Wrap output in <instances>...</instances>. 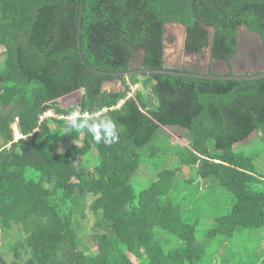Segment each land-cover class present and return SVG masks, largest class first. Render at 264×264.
I'll use <instances>...</instances> for the list:
<instances>
[{"label": "trees", "instance_id": "16d2710c", "mask_svg": "<svg viewBox=\"0 0 264 264\" xmlns=\"http://www.w3.org/2000/svg\"><path fill=\"white\" fill-rule=\"evenodd\" d=\"M166 23L184 26L186 53L210 45V60L225 61L227 75L240 27L258 33L264 48V0H0V239L8 236L0 264H135L131 255L141 258L136 264H264V174L256 156L234 149L252 133L251 142L264 141V77L117 75L139 50L141 67L164 68ZM115 79L123 89H102ZM130 84L142 89L128 96ZM78 89L76 105L57 103ZM47 110L57 117L41 118ZM74 110L101 111L119 140L66 133ZM14 123L24 138L14 140ZM163 127L178 128L186 144L171 142ZM140 164L152 176L137 190ZM192 168L205 194L233 196L230 208L211 214L205 236L218 239L214 252L172 199L196 183L183 179ZM188 191L183 201L199 213L201 198ZM156 231L173 240L163 246Z\"/></svg>", "mask_w": 264, "mask_h": 264}, {"label": "rangeland", "instance_id": "374dc122", "mask_svg": "<svg viewBox=\"0 0 264 264\" xmlns=\"http://www.w3.org/2000/svg\"><path fill=\"white\" fill-rule=\"evenodd\" d=\"M210 31H212L210 29ZM185 36V30L184 26L178 23H166L164 26V64L166 67H176V68H188L195 71H207L211 68L213 72L218 73H227L230 70V67L225 61L220 59H213L210 60L209 57V47L203 48L199 53L196 54H188L184 50L183 41ZM253 37V39H252ZM238 50L236 51V57L230 61L231 64V71L239 74H247V73H257L264 70V57L261 51L262 47V41L259 38V36L253 32H249L247 28L240 27L238 29ZM142 55L143 52L139 50L135 54H133L131 58V65L133 68L135 67H141V61H142ZM138 77H143L141 75H138ZM126 82L130 83L129 79L126 78ZM142 89L140 84H130L129 86V92L128 95L133 94L136 89ZM103 90H113L118 91L123 89L122 83L120 80H111L106 81L102 84ZM82 94V89L74 90L69 94H66L58 99H56L57 103L61 107H69L76 105L80 101V97ZM123 102L121 100L120 104ZM166 132H168L171 136V142L173 143H180V144H186V140L182 137L181 131L177 128L173 127H163ZM254 138V134L252 133L243 143H237L234 145V149L236 151H243L245 154L249 156H256V167L262 171L264 174V141L261 143H255L251 142L250 140ZM258 141V140H254ZM65 147V145L63 146ZM255 149L262 150L263 155H258L255 152ZM166 161H169L167 158ZM144 166V167H142ZM148 166V169L146 168ZM139 170L136 173V189L139 190L143 187H146L151 181L150 177L152 176L151 172L149 171L150 168H152L148 164H140ZM142 167V168H141ZM183 176V174H182ZM185 178H196L197 177V171L195 168H192L190 170V173L183 176V179ZM196 183L191 182L188 185V188L186 185L189 183L183 185L182 191L179 189L173 192L172 199L175 200H182L181 206L184 211V216L193 222L195 220L196 223V238L198 241H200L203 244L209 243V247L211 249L215 250L217 248L218 239L214 238L213 240H209L205 236V233L207 229L213 224L211 221L212 213H223L228 208H230L233 196L226 191L225 189L216 193H210L205 194L206 190L202 189V186H200L199 178H196ZM190 189L192 193L197 192V196H200V201L197 204V207L200 209L199 213L195 211V206L192 208L191 203H188V201H183V198L186 199L189 198V191ZM223 191V192H222ZM209 199L214 200L213 204L211 206L209 205ZM217 201H219L217 204ZM214 207V209H213ZM197 210V209H196ZM87 216L82 218V224L85 226V229H88L90 225L93 222V216L92 213L89 211V209L86 210ZM156 238L157 240L163 245L168 246L169 242L173 240V237L169 235L166 232L163 231H156ZM4 237L7 238L8 236L3 235L0 239L4 240ZM249 239L248 242L252 239V237L247 236ZM263 241V242H261ZM237 242V241H236ZM256 242V241H255ZM254 243V242H253ZM211 244V245H210ZM260 244L262 247L260 249L264 250V233L262 234V238H260ZM208 245V244H207ZM218 249V248H217ZM213 250V252H214ZM234 250V247H233ZM231 251V249H226L224 251L225 254H228L231 256L234 251ZM89 252H94L95 249L91 248L88 250ZM213 252H210L211 254ZM8 258H10L11 254H6ZM133 263H137L141 260V258H137L135 255L130 256ZM211 259L210 257H208ZM145 264V260L140 263Z\"/></svg>", "mask_w": 264, "mask_h": 264}, {"label": "clouds", "instance_id": "9594fccd", "mask_svg": "<svg viewBox=\"0 0 264 264\" xmlns=\"http://www.w3.org/2000/svg\"><path fill=\"white\" fill-rule=\"evenodd\" d=\"M72 130H86L96 143L102 142L105 145L117 142L120 134L116 122L111 118L103 117L99 113L85 114L82 117L78 110L69 113L65 121L64 131L67 133Z\"/></svg>", "mask_w": 264, "mask_h": 264}, {"label": "water", "instance_id": "95a60500", "mask_svg": "<svg viewBox=\"0 0 264 264\" xmlns=\"http://www.w3.org/2000/svg\"><path fill=\"white\" fill-rule=\"evenodd\" d=\"M243 27L247 28L246 26H243ZM249 32H252V31H249ZM253 33L257 34L259 36V38L261 39V36L258 33H256V32H253ZM261 41H262V39H261ZM238 46H239V43H238V32H237V50H238ZM78 51L80 53V50H78ZM261 51H262V54H263V57H264L263 44H262V47H261ZM209 56H210V45H209ZM235 57H236V54H234L231 57L230 61L232 59H234ZM163 66H164V68L160 69V70H158V69H150V68H143V67H135V68H133L132 65H131V60H130L129 69L127 71H125V72H119V73H117V75L127 77V76L132 75V74L167 73V74H175V75L194 76V77H203V78H212V79H214V78H217V79H228V80H248V79H257V78L264 77V70L261 71V72H257V73H247V74H243V73L239 74V73H235V72L231 71L232 74H230V75H227L225 73L211 74L210 75V74L205 73V72H193V71H191V69H179V68H176V67L169 68V67H166L165 64H164V53H163Z\"/></svg>", "mask_w": 264, "mask_h": 264}, {"label": "built area", "instance_id": "2783aa9c", "mask_svg": "<svg viewBox=\"0 0 264 264\" xmlns=\"http://www.w3.org/2000/svg\"><path fill=\"white\" fill-rule=\"evenodd\" d=\"M129 96V95H128ZM121 102V101H120ZM120 104V103H119ZM105 110V108L103 109ZM101 112V111H100ZM100 112H97L100 114ZM88 114V112L83 113V115ZM48 116H56L51 110H48L44 112L41 115V118L48 117ZM57 117V116H56ZM59 117V116H58ZM17 120V119H16ZM13 135H14V140L24 138L25 135L17 128V126L14 124L13 126Z\"/></svg>", "mask_w": 264, "mask_h": 264}, {"label": "flooded vegetation", "instance_id": "af4514ba", "mask_svg": "<svg viewBox=\"0 0 264 264\" xmlns=\"http://www.w3.org/2000/svg\"><path fill=\"white\" fill-rule=\"evenodd\" d=\"M184 69H187V68H184ZM203 72H207V71H203Z\"/></svg>", "mask_w": 264, "mask_h": 264}, {"label": "crops", "instance_id": "0c3cea01", "mask_svg": "<svg viewBox=\"0 0 264 264\" xmlns=\"http://www.w3.org/2000/svg\"><path fill=\"white\" fill-rule=\"evenodd\" d=\"M184 69V68H183ZM188 69V68H187ZM71 93V92H70Z\"/></svg>", "mask_w": 264, "mask_h": 264}, {"label": "bare ground", "instance_id": "6f19581e", "mask_svg": "<svg viewBox=\"0 0 264 264\" xmlns=\"http://www.w3.org/2000/svg\"><path fill=\"white\" fill-rule=\"evenodd\" d=\"M252 39H253V37H252Z\"/></svg>", "mask_w": 264, "mask_h": 264}]
</instances>
